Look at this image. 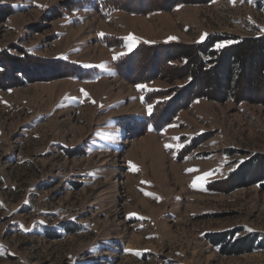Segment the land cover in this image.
Wrapping results in <instances>:
<instances>
[{"label": "rangeland", "instance_id": "obj_1", "mask_svg": "<svg viewBox=\"0 0 264 264\" xmlns=\"http://www.w3.org/2000/svg\"><path fill=\"white\" fill-rule=\"evenodd\" d=\"M0 11V264H264V180L213 186L264 156V104L189 99L169 68L178 46L263 36L264 0ZM246 236L250 252H223Z\"/></svg>", "mask_w": 264, "mask_h": 264}, {"label": "trees", "instance_id": "obj_2", "mask_svg": "<svg viewBox=\"0 0 264 264\" xmlns=\"http://www.w3.org/2000/svg\"><path fill=\"white\" fill-rule=\"evenodd\" d=\"M2 13L4 12L0 11V16ZM224 41L222 36L212 35L200 44L176 47L171 57L172 61H184L177 68L169 67L170 71L179 77L188 76L191 79L196 90L188 94L189 99L205 98L218 102L233 100L234 103L264 104V35L236 39L217 50L214 49L216 44ZM12 59H14L12 56L0 53V79L6 75V69L10 71ZM28 59L29 57L24 58V60ZM16 74L25 76L23 71ZM15 79L18 80L17 76ZM262 180H264V156H257L227 180L213 186L231 189ZM226 236V234L216 235L212 241L217 243L223 240L222 242L226 243L224 241ZM255 241V236L237 238L224 247L223 252L226 254L250 252Z\"/></svg>", "mask_w": 264, "mask_h": 264}, {"label": "snow or ice", "instance_id": "obj_3", "mask_svg": "<svg viewBox=\"0 0 264 264\" xmlns=\"http://www.w3.org/2000/svg\"><path fill=\"white\" fill-rule=\"evenodd\" d=\"M36 6H37V7H42L41 5H36ZM100 35L103 36L102 33H101ZM205 35H206V34H205ZM125 39L131 41V40H133L134 38L130 35L129 37H127V38H125ZM170 39H174V38H170ZM201 39H204V36H202ZM131 47H132V44H129V45H128L129 50L131 49ZM219 47H222V45H217V48H219ZM113 59H117V57L114 56ZM83 66H84L85 68L94 67V66H92V65H83ZM96 67H100L101 69H104V68H105L104 65H99V66H96ZM136 87H137V89L139 90V89H143L145 86H144V85H137ZM81 91L84 93L85 96L88 95L86 92H84V90H81ZM142 100H143V98H142ZM147 111H148V114H149V115L152 114V106H151V105L148 107ZM165 147L168 148V147H170V145H165ZM188 171L191 172V171H193V170H192V169H188ZM208 175H209L208 173H205L204 176H202V177H198L197 179H204V178H205L206 176H208ZM195 184H196V180L193 181V186H195ZM249 231H251V230L249 229Z\"/></svg>", "mask_w": 264, "mask_h": 264}]
</instances>
